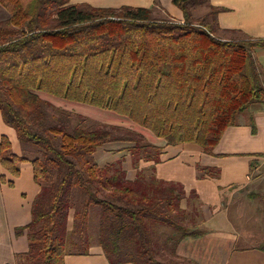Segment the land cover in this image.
<instances>
[{
    "label": "trees",
    "instance_id": "trees-1",
    "mask_svg": "<svg viewBox=\"0 0 264 264\" xmlns=\"http://www.w3.org/2000/svg\"><path fill=\"white\" fill-rule=\"evenodd\" d=\"M173 4L183 12L180 23L156 20L145 8L0 0L8 13L0 21V112L20 143L38 149L34 158L17 157L7 137L0 143L4 168L16 176L21 162H31L40 188L30 223L16 230L27 235L28 251L15 264H64L67 255H89L93 244L109 264H192L177 248L202 236L198 210L181 208L183 186L140 166L159 164L170 145L193 144L213 155L227 129L264 103L253 54L264 40L223 38L208 21L221 11L209 0ZM197 7L210 11L194 21ZM68 103L129 125L96 122ZM146 132L164 145L150 143ZM112 143L128 144L134 181L123 159L96 162V152Z\"/></svg>",
    "mask_w": 264,
    "mask_h": 264
},
{
    "label": "crops",
    "instance_id": "crops-1",
    "mask_svg": "<svg viewBox=\"0 0 264 264\" xmlns=\"http://www.w3.org/2000/svg\"><path fill=\"white\" fill-rule=\"evenodd\" d=\"M71 4L95 9L145 8L151 9L153 15L158 11L175 22L184 20L183 12L173 4V0H71ZM209 4L221 9L215 21L212 18L208 21L223 38L232 35L239 39L247 36L264 40V0H209ZM204 9L206 14L210 10L208 7ZM2 11L8 18V13L0 7L1 14H4ZM253 54L264 86V49H255ZM57 103L64 105L63 102ZM68 105L75 106L71 103ZM76 107L85 109V106ZM77 113L114 125V122ZM122 124L129 125L127 121ZM3 137L8 138L11 153L22 157V146L17 134L4 123L0 112V143ZM113 144L105 145L96 152V162L103 166L123 159L127 179L134 181L137 171L131 156L123 150L127 146L111 148ZM152 144L162 147L164 142L159 139ZM140 167H154L159 180L183 186L186 199L181 202V208L189 211L195 208L200 214L202 236L184 239L177 248L180 258L192 264H264V247H240L239 235L236 233L237 228L242 230L243 211L250 208L248 202L256 205L264 215L262 180L259 181L262 177L260 171L264 169V103L252 105L247 113L238 118L236 127L227 129L212 156L204 154L197 145H170L161 150L159 164L142 163ZM18 168V175L9 173L2 164L0 154V264H15L16 255L28 251L27 235H17L16 230L30 223L32 205L40 193L34 180L32 163L21 162ZM203 169L217 171L218 176L205 174ZM239 193H245L246 199L238 200ZM225 200L227 205L223 203ZM230 227L235 228V231H230ZM249 235L252 234L247 233L245 236ZM64 264L109 262L102 248L93 244L89 255H67Z\"/></svg>",
    "mask_w": 264,
    "mask_h": 264
},
{
    "label": "rangeland",
    "instance_id": "rangeland-1",
    "mask_svg": "<svg viewBox=\"0 0 264 264\" xmlns=\"http://www.w3.org/2000/svg\"><path fill=\"white\" fill-rule=\"evenodd\" d=\"M204 8L205 7H197V8L192 9V12H193L192 16H193L194 21L204 19V17L206 16V10ZM2 12H4V11H2ZM157 12L158 11H156V13H154V15H152V17L154 19H156V20H171V19L167 18L166 16H164L162 13H157ZM5 18H7V14L5 12H4V14H1V12H0V20H3ZM227 37H228V39L236 38L232 35H228ZM60 104L63 105L62 103H60ZM61 105H58V107L59 106L61 107ZM75 107H76V105L74 107L67 105V107H65V108L70 109L71 111L75 110L76 113L80 112L83 114H87V115L94 117L96 119H99V120L110 121L111 123L114 122L113 123L114 125L123 126L122 123L125 121L121 117H119V116H117L111 112L103 111V110H100V109H97L94 107L85 106V109H83L82 107H76V108ZM86 117H88V116H86ZM88 118H90V117H88ZM94 121H96V120H94ZM96 122L101 123L100 121H96ZM146 135H147L148 139H150L149 141H151L152 143H156L159 140L158 138L154 137L149 132H146ZM21 146H22L21 147L22 157L34 158V157L38 156V154L36 155V152H35V151L38 152V149L35 146L26 145L23 143H21ZM124 146H128V144H126V143H114L113 146H111V148H118V147H124ZM15 151H17V149H15ZM260 172H262V174H261L262 177L259 178V181L262 180L261 190H263L262 191V193H263L262 197H264V169ZM237 199L238 200H245L246 199L245 193H239L237 195ZM223 203L225 205H227L226 200H225V202L223 201ZM255 204H257V203L255 202ZM248 206L250 208L243 211V216H242V220H241V223H243L242 230H241V228H237V230H236V233H238L237 235H239L238 236V238H239L238 245L240 247H244L247 245H256L257 247H264V215L261 214V210L258 209V207H256V205H253V203L248 202ZM97 212H98L97 208L92 209L93 225L95 224V221H96V213ZM229 229H230V231H233V232L235 231V228H233V227H230ZM91 232H92V230H91ZM242 232L244 233L243 235L241 234ZM247 233L252 234V235H249L246 237L245 235ZM252 236L254 238H251ZM261 237H263V240L261 239Z\"/></svg>",
    "mask_w": 264,
    "mask_h": 264
}]
</instances>
